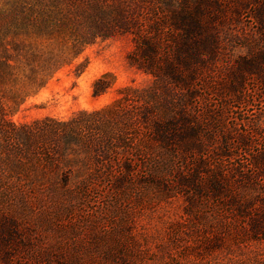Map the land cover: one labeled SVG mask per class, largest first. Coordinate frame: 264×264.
<instances>
[{"label": "rangeland", "instance_id": "obj_1", "mask_svg": "<svg viewBox=\"0 0 264 264\" xmlns=\"http://www.w3.org/2000/svg\"><path fill=\"white\" fill-rule=\"evenodd\" d=\"M36 1L27 0L25 7L33 5L34 11L28 19L17 15L14 27L9 5H17L18 0H0V216L15 221L24 228L23 237L30 238L28 248L19 252L8 247L12 254L8 264H264V236L247 229L240 214L218 209L213 196L208 202L197 198V206L186 213V197L175 189L180 167L172 159L134 157V175L125 190H108L105 183L82 195L30 189V178L41 174L13 165L19 154L6 141L10 123L43 117L66 120L79 111L111 104L124 86L146 89L151 85L150 76L127 63L133 48L130 35L96 40L76 59L46 75L48 58L68 52L73 39L82 41L83 34L77 27L59 37L42 30L38 12L49 1L42 0L41 5ZM246 6L240 11L235 36L220 46L221 59L206 72L205 82L197 83L202 86L195 100L200 112L210 110L218 130L197 157L208 156V172L221 165L227 174L225 182L235 186L246 176L253 177L247 153L254 154L260 142L254 137L245 152L238 148L237 138L254 129L264 137V86L246 74L247 81L237 91L228 92L225 87L232 82L235 61L248 57L251 45L256 43L259 49L252 17L255 4L247 0ZM15 47L21 54L17 60ZM5 51L12 56L8 60ZM2 62L13 68L10 75ZM82 64L86 67L77 75L76 68ZM107 72L115 76L114 85L94 97L93 83ZM224 138L229 147L220 151ZM206 170H200L202 178ZM46 255L47 260L42 257Z\"/></svg>", "mask_w": 264, "mask_h": 264}, {"label": "trees", "instance_id": "obj_2", "mask_svg": "<svg viewBox=\"0 0 264 264\" xmlns=\"http://www.w3.org/2000/svg\"><path fill=\"white\" fill-rule=\"evenodd\" d=\"M48 1L38 12L43 18L41 29L59 37L66 30L81 28L83 40L73 39L68 52L48 58L43 70L48 71L46 75L76 59L84 47L96 40L130 35L133 48L127 55V63L150 76L151 85L146 89L124 86L119 90L120 97L111 104L93 111H79L66 120L43 117L30 123H10L6 141L19 154L13 165L17 168L25 165L28 171L41 174L30 178V189L47 194L82 195L105 183L108 190H125L134 175V157L172 159L180 167L175 189L176 194L186 197L187 214L197 206V198L208 202L213 196L218 209L240 214L247 229L264 236L263 135H257L254 129L237 138L238 148L245 152L254 137L260 140L258 150L247 153L253 177L246 176L237 186L225 182L227 174L221 165L208 172L206 154L197 157L204 144L214 139V132H218L210 110L197 109V90L202 86L197 83L205 82L206 72L221 59L220 46L235 36L233 31L247 0L244 3L243 0H78L76 4ZM18 2L9 5L14 27L19 21L17 15L28 19L34 11L33 5L25 7L27 0ZM249 3L255 4L252 17L259 49L254 42L248 48V57L235 61L232 82L225 85L228 92L241 88L247 75L264 86V0ZM15 51L17 60L21 54L16 47ZM4 55L7 60L12 57L6 51ZM2 65L10 75L13 68L5 62ZM85 67L79 65L77 75ZM233 72L238 73V79ZM114 82L112 73L102 74L93 83L92 95L103 94ZM261 115L256 120L257 128ZM223 140L220 151L229 147L228 140ZM203 169L207 170L202 178ZM183 187H188L189 192ZM23 229L15 221L0 216V261L4 264L9 263L11 250L28 248L30 238L23 237ZM42 257L48 259L47 255Z\"/></svg>", "mask_w": 264, "mask_h": 264}]
</instances>
